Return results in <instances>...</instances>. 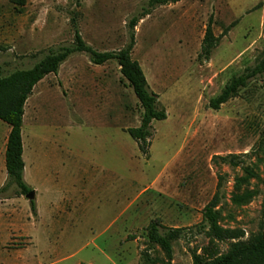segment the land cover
Returning <instances> with one entry per match:
<instances>
[{"label": "rangeland", "instance_id": "rangeland-1", "mask_svg": "<svg viewBox=\"0 0 264 264\" xmlns=\"http://www.w3.org/2000/svg\"><path fill=\"white\" fill-rule=\"evenodd\" d=\"M147 2L0 0V77L72 47L76 30L98 52L126 48L130 20ZM209 26L221 40L206 60ZM263 54L264 0H182L143 19L132 57L167 113L153 123L149 157L128 132L140 127L143 110L118 62L70 57L25 107L24 178L36 214L26 196L3 190L11 128L0 121V264H168L148 238L154 221L185 229L171 264H193L209 245L199 225L216 194L220 225L243 232L245 242L257 235L264 78L219 111L210 102ZM229 246L220 243V252Z\"/></svg>", "mask_w": 264, "mask_h": 264}, {"label": "trees", "instance_id": "trees-1", "mask_svg": "<svg viewBox=\"0 0 264 264\" xmlns=\"http://www.w3.org/2000/svg\"><path fill=\"white\" fill-rule=\"evenodd\" d=\"M182 0H148L139 15L133 17L129 23L130 43L118 52L101 53L88 45L78 30L75 31L74 45L52 52L39 64L30 70L17 71L0 77V121L11 128L6 152L7 183L5 190L15 189L18 196L28 195L32 189L25 183V161L23 143V125L25 107L33 95L34 89L50 75H58L60 68L70 57L76 54L87 55L96 66H103L111 61H117L123 78L129 83L137 96L143 110L139 128L128 130L131 137L139 144L141 152L149 157L152 144L155 121H165L167 113L161 108L159 96L151 91L146 76L132 57L135 48V29L139 23L160 7L176 5ZM23 5L24 0H18ZM226 35V32H225ZM221 38H217L211 26L208 27L202 45L201 58L210 60L213 51L219 46ZM264 78V54L255 66L248 68L243 74L233 77L220 95L212 99L210 108L219 111L222 106L239 97L252 81ZM256 153L264 157V139L256 149ZM234 166H238L234 163ZM220 189V186H219ZM253 195H247L251 198ZM243 202V199L240 200ZM219 204V194L204 209L203 221L199 228L206 231L209 245L202 253H194L193 264H264V212L260 232L249 241H242L244 234L237 230L224 229L220 225L219 214L216 211ZM32 210L36 214L35 202H31ZM185 229H165L159 221H154L148 228V238L152 244L158 245L166 254L171 264L174 257L173 243L180 240ZM229 242L226 253L219 249L220 243Z\"/></svg>", "mask_w": 264, "mask_h": 264}, {"label": "water", "instance_id": "water-1", "mask_svg": "<svg viewBox=\"0 0 264 264\" xmlns=\"http://www.w3.org/2000/svg\"><path fill=\"white\" fill-rule=\"evenodd\" d=\"M36 193L34 191H31L28 195H26V198L29 200V202L35 201Z\"/></svg>", "mask_w": 264, "mask_h": 264}, {"label": "crops", "instance_id": "crops-1", "mask_svg": "<svg viewBox=\"0 0 264 264\" xmlns=\"http://www.w3.org/2000/svg\"><path fill=\"white\" fill-rule=\"evenodd\" d=\"M26 169V168H25Z\"/></svg>", "mask_w": 264, "mask_h": 264}]
</instances>
